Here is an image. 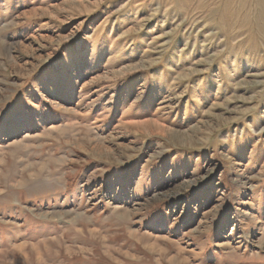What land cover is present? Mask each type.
I'll use <instances>...</instances> for the list:
<instances>
[{
    "label": "rangeland",
    "instance_id": "1",
    "mask_svg": "<svg viewBox=\"0 0 264 264\" xmlns=\"http://www.w3.org/2000/svg\"><path fill=\"white\" fill-rule=\"evenodd\" d=\"M0 264H264V0H0Z\"/></svg>",
    "mask_w": 264,
    "mask_h": 264
},
{
    "label": "bare ground",
    "instance_id": "2",
    "mask_svg": "<svg viewBox=\"0 0 264 264\" xmlns=\"http://www.w3.org/2000/svg\"><path fill=\"white\" fill-rule=\"evenodd\" d=\"M172 132V131H171ZM177 133V132H176ZM179 133V132H178ZM178 135V134H177Z\"/></svg>",
    "mask_w": 264,
    "mask_h": 264
}]
</instances>
